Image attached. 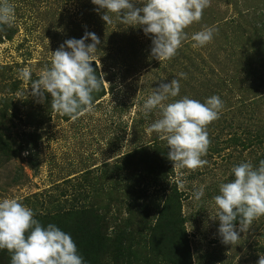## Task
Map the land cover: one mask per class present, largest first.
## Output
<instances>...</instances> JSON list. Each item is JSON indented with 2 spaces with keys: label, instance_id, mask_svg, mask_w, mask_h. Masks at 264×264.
<instances>
[{
  "label": "rangeland",
  "instance_id": "374dc122",
  "mask_svg": "<svg viewBox=\"0 0 264 264\" xmlns=\"http://www.w3.org/2000/svg\"><path fill=\"white\" fill-rule=\"evenodd\" d=\"M9 3L15 22L0 24V200L16 198L35 219L93 209L101 235L110 239L93 264H180L168 259L174 248L156 252L150 245L162 196L176 188L190 251L181 264H257L264 216L235 244H224L214 197L234 180L233 167L258 168L264 160V0H211L202 19L185 29L188 38L175 56L162 63L151 55L143 26L122 23L114 13L107 24L106 10L97 11L92 0ZM205 27L214 28L212 41L194 48L191 36ZM86 32L100 39L92 66L106 82L92 94L94 111L73 121L51 108L50 94L32 96L31 83L51 67L52 52ZM24 67L32 73L27 82L19 77ZM174 78L180 93L165 104L185 96L204 103L218 95L223 102L206 129L210 146L201 158L208 163L180 170L183 190L167 141L146 131L161 110L146 115L143 109L160 83ZM201 185L204 195L196 200ZM235 224L239 231V219ZM11 255L0 249V264H11Z\"/></svg>",
  "mask_w": 264,
  "mask_h": 264
},
{
  "label": "clouds",
  "instance_id": "9594fccd",
  "mask_svg": "<svg viewBox=\"0 0 264 264\" xmlns=\"http://www.w3.org/2000/svg\"><path fill=\"white\" fill-rule=\"evenodd\" d=\"M106 10L102 19L110 24L114 13L122 23L143 26L146 35L152 37L151 55L161 61L175 56L182 41L187 39L185 29L202 19L211 0H92ZM139 3L142 6H136ZM15 22V9L9 0H0V24L11 26ZM214 28L205 27L194 33L193 47H203L213 39ZM91 39L92 43L86 41ZM100 39L95 33L86 32L81 39H69L52 52L51 67L39 74L31 83V95L41 100L45 94L52 97L51 108L73 121L94 111L93 93L99 92L106 80L97 76L92 66ZM97 64V63H96ZM31 70L24 67L19 77L27 82ZM186 79V73H179ZM180 93V80L161 82L143 105L145 114L159 108L161 118L146 131L156 132L167 141L168 158L176 170L177 187L185 188L181 181V169L195 171L208 162L201 157L207 154L210 139L207 126L219 119L223 102L214 95L202 103L187 96L165 104L170 97ZM25 94V92H24ZM28 153L25 152L24 155ZM234 180L220 185V194L214 197L218 211L219 235L224 244H235L240 232H247L252 222L264 216V160L254 168L251 162H242L233 167ZM204 195V186L193 192L196 200ZM239 219V231L235 222ZM0 249L11 253V264H85L78 247L69 233L55 224L47 227L34 218L31 208L16 198L0 200ZM257 264H264L260 255Z\"/></svg>",
  "mask_w": 264,
  "mask_h": 264
},
{
  "label": "trees",
  "instance_id": "16d2710c",
  "mask_svg": "<svg viewBox=\"0 0 264 264\" xmlns=\"http://www.w3.org/2000/svg\"><path fill=\"white\" fill-rule=\"evenodd\" d=\"M162 198H165L164 203L158 210L155 223L151 227L150 245L156 252L174 248V256L170 255L168 259L181 264L190 255L184 217L180 210L181 196L174 188L170 194L165 193ZM37 220L44 227H47L48 224H55L61 230L69 233L85 264L97 262L98 255L108 250L107 243L110 239L101 235L100 218L93 209H76L74 212L64 214L58 212L52 216L38 217Z\"/></svg>",
  "mask_w": 264,
  "mask_h": 264
}]
</instances>
